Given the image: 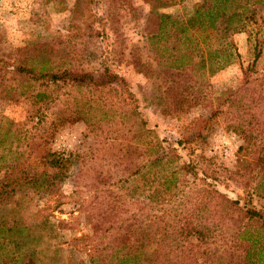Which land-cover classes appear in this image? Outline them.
<instances>
[{
    "label": "rangeland",
    "instance_id": "obj_1",
    "mask_svg": "<svg viewBox=\"0 0 264 264\" xmlns=\"http://www.w3.org/2000/svg\"><path fill=\"white\" fill-rule=\"evenodd\" d=\"M197 3L202 1L0 0V60L15 63L44 50L55 70L73 65L93 75L105 62L124 79L139 108L137 117L131 116L120 92L111 88L95 93L89 121L57 126L54 113L71 107L60 89L58 98L42 111L44 120L35 124L34 110L40 106L31 105V95L52 90L50 83L24 82L30 92L7 99L0 92V124L8 121L11 130L24 135L25 141L45 143L49 151L67 160L59 170L61 176L55 171L50 192H16L9 202L0 204V222L1 218L19 219L36 232L42 218L54 223L57 240L39 245L46 249L43 264H87V255L96 251L91 243L97 237L96 224H102L96 226L100 229L108 225L107 234L112 238L125 235L131 240L150 233L153 239L146 252L170 251L169 232L183 215L193 222L211 223L213 219L218 223L221 219L218 214L214 217L210 206L206 212L200 210L209 202L204 185L197 180L200 173L228 199L250 194L251 205L264 210V196L253 192L259 176L248 179L251 163L257 157L264 162V8L250 6L248 23L227 31L226 49L231 57L226 62H207L203 74L188 71L170 76L157 66L145 35L153 28L154 14L183 20ZM98 30L103 36L92 34ZM254 47L260 53L257 59ZM4 79L3 85L11 82L20 88V82L9 74L5 73ZM178 98L182 102L174 116L170 104ZM201 119L210 120V129L197 139H192L195 129L189 130V139L182 141L186 129L197 126ZM140 121L152 129L147 148L131 138ZM21 143L13 141L11 149L22 151L26 142ZM173 151L178 158L168 163L166 158ZM158 156L160 167H152L156 179L150 181L142 168ZM188 159L194 160L197 178L178 174L171 197L162 200L161 176ZM256 172L254 169L253 174ZM158 187V196H153ZM209 235L208 245L191 239L187 250L198 264H225L228 257L223 253L228 245L224 230L214 228ZM208 248L218 254L209 255ZM206 249L208 254L203 255ZM177 253L175 260L179 259ZM219 255L225 260L216 259Z\"/></svg>",
    "mask_w": 264,
    "mask_h": 264
},
{
    "label": "trees",
    "instance_id": "obj_2",
    "mask_svg": "<svg viewBox=\"0 0 264 264\" xmlns=\"http://www.w3.org/2000/svg\"><path fill=\"white\" fill-rule=\"evenodd\" d=\"M201 1L202 3L194 4L190 15L183 20L171 19L169 15L163 13L154 14L153 28L145 35L147 47L154 56L157 66L168 72L170 76H179L183 72L188 73V71L192 74H203L207 62H226L231 57V53L226 49L228 46L227 31L241 26L245 22L248 23L250 6L260 5L264 8V0ZM261 32L264 40V30ZM92 34L103 36L101 30L93 31ZM252 52L254 59H257L260 55L259 51L254 47ZM54 68V63L44 50L33 52L25 60L19 59L15 63L6 64L0 60V72H2L0 92L4 93L5 99H7L16 96V94L23 96L30 92L26 87H23L24 82H38L42 86L50 83L52 90L48 91V94L38 91L31 95V105L40 106L34 110L35 124L44 120L41 118L42 111L58 98L60 89H62V95L66 96V100H70L71 107L69 110L54 113L57 126L77 121H89L90 103L96 99L93 96L97 92L111 88L120 92L131 116L137 117L139 114L137 100L130 92L124 79L105 62L100 64L95 75L73 65L61 70ZM147 69L151 71L152 76L155 75L151 65H147ZM5 73L9 74L13 81L20 82V88L13 86L11 82L8 83L10 85H3ZM155 78L158 76L155 75ZM181 102V99L178 98L175 103L170 104L172 115L177 116L176 111L180 109ZM136 127V133L131 138L138 142L137 145L140 144L144 148L151 146L149 135H152V129L147 127V122L140 121ZM210 127L209 119H201L197 122V126L194 125L191 129H186L185 133L181 135V140L186 142L189 139L187 137L189 130L195 129L192 139H197L202 137V134ZM140 139H144V141L139 142ZM25 140L24 135L16 134L14 130H11L8 121L4 125L0 124L1 205L9 202L16 192L24 194L30 191L32 195L50 192L51 188L55 186L54 180L57 175L55 171H58V175L61 176L59 170L61 167L64 168V162L67 161L49 151L45 143ZM13 141L26 142L24 149L22 151L12 150ZM175 144L180 145L181 141H176ZM127 151L130 152L129 149ZM177 158L178 156L173 151L166 161L168 159V163H170ZM259 159L260 157H257V161L251 163L248 179H255L259 176L253 192L264 196V162ZM161 160L158 156L144 163L142 170L144 169L148 178L151 177L150 181L156 179L152 167H160ZM254 169H257L256 174H253ZM135 173L136 171L132 172V174ZM178 174L197 178L194 160L182 161L176 168L171 167L165 172V175L161 176L158 183L162 189L160 195L162 200L166 201L171 197V191L175 184L174 178ZM200 175L201 177H198L197 180L202 186L204 185L203 190L209 197V202L203 203L200 210L203 209L206 212L208 211L206 208L210 206L214 217L218 214L221 218L218 223L213 222V219L210 221L211 223L193 222L189 220V217L186 218L183 215L174 222L169 232L170 251L165 253H161L157 249L149 252L144 250L153 239V235L150 233L145 238L141 236L131 240L125 235L112 238L110 233L107 234L108 225L100 229L96 226H102V224H96L94 231L97 237H93L91 240L96 251L87 255L85 262L87 264H198L194 255H191V252L187 250V244L191 239H194L199 244L208 245L209 234L214 228L219 227L224 230L227 237L226 245L228 246L223 255H227L228 258L226 257L225 260L223 256L219 255L216 259L224 258L225 264H264V210H258L251 205L250 199H248L250 194L243 198L240 197L241 199L239 197L235 200L228 199L224 194L218 192L212 183L205 182L204 174L200 173ZM248 184L247 180L244 184L245 190ZM159 187L154 188L153 196H158ZM196 194L198 196V193ZM8 210L11 209L8 208ZM34 227L36 228L35 225ZM37 227L40 228L38 232L31 226L21 223L19 219L12 218L9 221L1 218L0 264H43L46 249H39V245L41 242L56 241L57 229L53 222L45 218L38 221ZM230 243L232 244L230 245ZM132 246L136 248L134 252L129 250ZM209 250L208 248L209 255L218 254L216 249ZM176 252L179 254L178 260L174 258ZM206 252L207 249L202 254L207 255Z\"/></svg>",
    "mask_w": 264,
    "mask_h": 264
}]
</instances>
